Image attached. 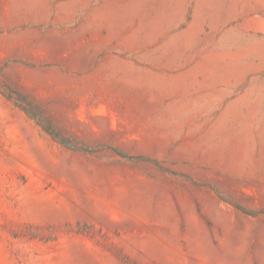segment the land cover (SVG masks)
I'll list each match as a JSON object with an SVG mask.
<instances>
[{
  "label": "rangeland",
  "instance_id": "1",
  "mask_svg": "<svg viewBox=\"0 0 264 264\" xmlns=\"http://www.w3.org/2000/svg\"><path fill=\"white\" fill-rule=\"evenodd\" d=\"M0 264H264V0H0Z\"/></svg>",
  "mask_w": 264,
  "mask_h": 264
},
{
  "label": "trees",
  "instance_id": "2",
  "mask_svg": "<svg viewBox=\"0 0 264 264\" xmlns=\"http://www.w3.org/2000/svg\"><path fill=\"white\" fill-rule=\"evenodd\" d=\"M45 130H47V132H49L50 134H52L53 137L55 139L59 140L63 145L70 146L69 143L67 142V140L64 139V138H62V137H59V135H57V133L48 131V129H45Z\"/></svg>",
  "mask_w": 264,
  "mask_h": 264
}]
</instances>
